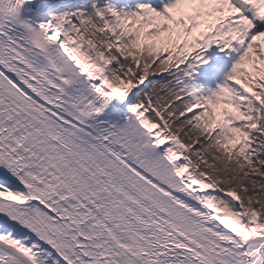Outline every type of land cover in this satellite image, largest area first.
I'll return each instance as SVG.
<instances>
[{
	"label": "snow or ice",
	"instance_id": "1",
	"mask_svg": "<svg viewBox=\"0 0 264 264\" xmlns=\"http://www.w3.org/2000/svg\"><path fill=\"white\" fill-rule=\"evenodd\" d=\"M0 264H264V0H0Z\"/></svg>",
	"mask_w": 264,
	"mask_h": 264
}]
</instances>
